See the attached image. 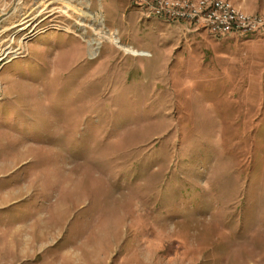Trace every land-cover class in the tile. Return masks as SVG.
<instances>
[{
  "label": "rangeland",
  "instance_id": "1",
  "mask_svg": "<svg viewBox=\"0 0 264 264\" xmlns=\"http://www.w3.org/2000/svg\"><path fill=\"white\" fill-rule=\"evenodd\" d=\"M49 2L0 0V264H264V35Z\"/></svg>",
  "mask_w": 264,
  "mask_h": 264
},
{
  "label": "built area",
  "instance_id": "2",
  "mask_svg": "<svg viewBox=\"0 0 264 264\" xmlns=\"http://www.w3.org/2000/svg\"><path fill=\"white\" fill-rule=\"evenodd\" d=\"M133 0L147 18L193 23L195 29L205 26L213 36L252 37L264 34V15L254 17L227 0Z\"/></svg>",
  "mask_w": 264,
  "mask_h": 264
},
{
  "label": "crops",
  "instance_id": "3",
  "mask_svg": "<svg viewBox=\"0 0 264 264\" xmlns=\"http://www.w3.org/2000/svg\"><path fill=\"white\" fill-rule=\"evenodd\" d=\"M238 5L244 7L245 11H264V0H233ZM175 24L174 22L170 25Z\"/></svg>",
  "mask_w": 264,
  "mask_h": 264
},
{
  "label": "bare ground",
  "instance_id": "4",
  "mask_svg": "<svg viewBox=\"0 0 264 264\" xmlns=\"http://www.w3.org/2000/svg\"><path fill=\"white\" fill-rule=\"evenodd\" d=\"M55 1H58V0H50V2L49 3H54ZM61 1V0H60ZM62 1H64V0H62ZM70 5L69 4H66V7L68 8ZM74 7V6H73ZM82 8H75V10L74 11H76V13H84V14H86V15H89V13L88 12H82ZM114 41L115 42H118V40H117V37H114ZM91 45V44H90ZM128 51H131L132 53H134V54H142L140 51H137V50H135V49H127ZM90 52H94L93 51V49L92 48H90ZM0 53H2L1 51H0ZM2 55V54H1ZM0 60H2V58H0Z\"/></svg>",
  "mask_w": 264,
  "mask_h": 264
},
{
  "label": "trees",
  "instance_id": "5",
  "mask_svg": "<svg viewBox=\"0 0 264 264\" xmlns=\"http://www.w3.org/2000/svg\"><path fill=\"white\" fill-rule=\"evenodd\" d=\"M264 35V34H263ZM252 37H255V36H252Z\"/></svg>",
  "mask_w": 264,
  "mask_h": 264
}]
</instances>
